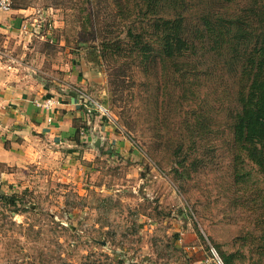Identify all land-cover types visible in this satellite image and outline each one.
<instances>
[{
	"label": "rangeland",
	"instance_id": "374dc122",
	"mask_svg": "<svg viewBox=\"0 0 264 264\" xmlns=\"http://www.w3.org/2000/svg\"><path fill=\"white\" fill-rule=\"evenodd\" d=\"M247 1L164 0L152 12L144 0H31L45 10L0 59L110 115L88 107L80 144L44 140L0 162V264H224L220 252L264 264V174L231 126L239 83L204 39L178 73L131 55L128 37L177 12L202 29Z\"/></svg>",
	"mask_w": 264,
	"mask_h": 264
},
{
	"label": "trees",
	"instance_id": "16d2710c",
	"mask_svg": "<svg viewBox=\"0 0 264 264\" xmlns=\"http://www.w3.org/2000/svg\"><path fill=\"white\" fill-rule=\"evenodd\" d=\"M162 1L144 0V3L154 12ZM247 2L240 11L207 17L202 29H190L184 13L177 12L171 17L155 18L152 32L135 29L128 37L132 43L131 55H139L150 64L158 59L172 61L178 73L188 63L180 58L196 55L203 39L212 43L206 51L222 60L227 72L239 83L235 96L237 108L231 116L233 137L245 157L264 174V0ZM205 47L203 43L202 48ZM97 53L99 59L101 55ZM201 118H204L202 114L196 117ZM189 129L197 136L201 128L193 125ZM235 175L241 176L239 172ZM17 200L15 196L10 198L12 204ZM220 257L224 264H233L229 255L220 252Z\"/></svg>",
	"mask_w": 264,
	"mask_h": 264
},
{
	"label": "crops",
	"instance_id": "0c3cea01",
	"mask_svg": "<svg viewBox=\"0 0 264 264\" xmlns=\"http://www.w3.org/2000/svg\"><path fill=\"white\" fill-rule=\"evenodd\" d=\"M44 10L31 0H14L13 8L0 15V47L9 52L13 47L26 46L23 38L12 37L30 35L29 21ZM46 98H52L49 108L38 105ZM83 102L75 92L66 99L61 98L55 87L32 77L22 66L0 59V162L11 164L24 158L34 143L43 145L45 141L55 140L80 144L85 136L79 133L75 122L89 109ZM90 123L88 120L89 131Z\"/></svg>",
	"mask_w": 264,
	"mask_h": 264
},
{
	"label": "built area",
	"instance_id": "2783aa9c",
	"mask_svg": "<svg viewBox=\"0 0 264 264\" xmlns=\"http://www.w3.org/2000/svg\"><path fill=\"white\" fill-rule=\"evenodd\" d=\"M13 5H14V0H0V15L10 11L13 8ZM83 98L85 99V101L88 102L89 107L94 108L95 110L100 111L103 114L110 115L109 110L106 107H103L95 99L87 95H83ZM38 105H43V107L49 108L52 105V100L50 101L49 99H47L44 101V103L38 102ZM213 252H214V255L219 259L217 253L215 251Z\"/></svg>",
	"mask_w": 264,
	"mask_h": 264
}]
</instances>
